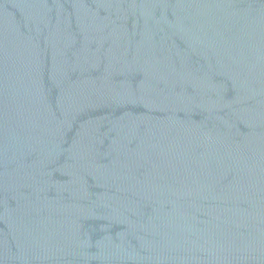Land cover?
Returning <instances> with one entry per match:
<instances>
[{
	"label": "water",
	"instance_id": "obj_1",
	"mask_svg": "<svg viewBox=\"0 0 264 264\" xmlns=\"http://www.w3.org/2000/svg\"><path fill=\"white\" fill-rule=\"evenodd\" d=\"M0 264H264V0H0Z\"/></svg>",
	"mask_w": 264,
	"mask_h": 264
}]
</instances>
